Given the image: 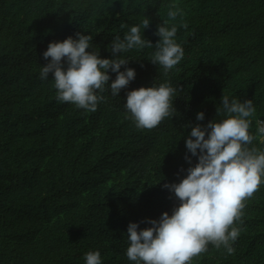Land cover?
<instances>
[{"label": "trees", "instance_id": "1", "mask_svg": "<svg viewBox=\"0 0 264 264\" xmlns=\"http://www.w3.org/2000/svg\"><path fill=\"white\" fill-rule=\"evenodd\" d=\"M172 5L184 12L170 23L185 55L167 74L149 62L155 49L121 54L129 60L121 71L133 68L136 78L118 97L101 93L95 112L57 101L51 73L40 79L49 43L77 32L92 37L88 51L112 59L123 25L147 17L144 38L155 46ZM164 82L176 89L173 118L137 129L126 93ZM223 95L252 100L255 135L264 120V0H0V264H85L89 251L103 264H132L129 223L146 228L142 221L171 214L177 201L163 186L198 162L185 160V139L191 127L224 118ZM245 205L235 253L209 245L192 264H264V184Z\"/></svg>", "mask_w": 264, "mask_h": 264}, {"label": "clouds", "instance_id": "2", "mask_svg": "<svg viewBox=\"0 0 264 264\" xmlns=\"http://www.w3.org/2000/svg\"><path fill=\"white\" fill-rule=\"evenodd\" d=\"M183 15L178 5L169 7L168 20L157 26L155 35L159 40L155 46L144 38L150 26L147 17L139 25H123L128 30L109 46L112 59L88 51L92 37L80 32L76 38L51 42L43 53L49 62L40 68L39 77L47 81L52 74L57 101L95 112L106 99L101 93L110 89L111 95L118 97L136 78L133 68L121 71L129 63L121 54L155 49L149 62L165 74L183 60L184 49L176 42L178 28L170 23ZM181 26L187 28V24ZM109 72L115 73L114 80ZM175 93L168 82L158 86L154 83L127 92L123 107L137 129L151 130L165 118H173ZM255 113L252 100L241 102L223 95L217 115L224 118L191 127L185 139L191 155L185 160L191 165V157H196L198 162L187 169L179 183L163 186L177 201L171 214L164 212L159 219L142 221L150 225L146 228L129 223L125 255L132 264H192L194 258L208 251L209 245L223 247L228 255L235 253L233 244L241 228L234 222L242 224L245 201L264 184V150L249 147L257 138L264 142V120L256 121L255 135L250 132ZM196 119L204 121V113H197ZM83 259L85 264H103L99 251H89Z\"/></svg>", "mask_w": 264, "mask_h": 264}]
</instances>
